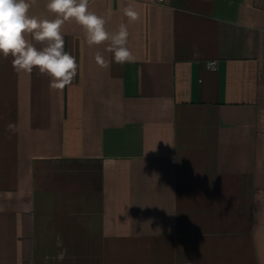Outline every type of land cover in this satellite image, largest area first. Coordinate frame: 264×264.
I'll use <instances>...</instances> for the list:
<instances>
[{
    "label": "crops",
    "instance_id": "1",
    "mask_svg": "<svg viewBox=\"0 0 264 264\" xmlns=\"http://www.w3.org/2000/svg\"><path fill=\"white\" fill-rule=\"evenodd\" d=\"M88 10L127 26L134 62L75 19L63 90L0 55V264H264V0Z\"/></svg>",
    "mask_w": 264,
    "mask_h": 264
},
{
    "label": "clouds",
    "instance_id": "2",
    "mask_svg": "<svg viewBox=\"0 0 264 264\" xmlns=\"http://www.w3.org/2000/svg\"><path fill=\"white\" fill-rule=\"evenodd\" d=\"M88 4L89 0H48L47 9L56 14L55 19L49 20L30 16L31 5L27 0H0V55L12 57L16 72L31 74L34 68L38 69L51 78V89L63 90L73 83L78 65L76 58L64 50L61 27L66 20L75 19L86 29L89 46L110 41L108 51L113 53L116 63L134 62L135 57L127 47V26L121 24L118 32L110 34L105 29V18L89 11ZM108 12L111 13L110 8ZM124 14L130 21L139 19L132 4L124 8ZM28 34L32 40L27 38ZM95 59L101 68L110 66L100 52Z\"/></svg>",
    "mask_w": 264,
    "mask_h": 264
},
{
    "label": "built area",
    "instance_id": "3",
    "mask_svg": "<svg viewBox=\"0 0 264 264\" xmlns=\"http://www.w3.org/2000/svg\"><path fill=\"white\" fill-rule=\"evenodd\" d=\"M157 4H159L160 6H164L167 2V0H156ZM207 68L212 71L215 72L218 70V63L217 61H209L207 63Z\"/></svg>",
    "mask_w": 264,
    "mask_h": 264
}]
</instances>
